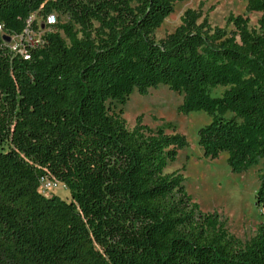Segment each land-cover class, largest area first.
<instances>
[{"label":"trees","instance_id":"1","mask_svg":"<svg viewBox=\"0 0 264 264\" xmlns=\"http://www.w3.org/2000/svg\"><path fill=\"white\" fill-rule=\"evenodd\" d=\"M175 1L0 0V264H264V222L243 242L179 169L164 171L187 144L175 124L138 115L129 127L109 104L159 83L182 93L178 111L211 116L198 129L205 156L226 150L233 171L262 160L264 215V0L247 1L257 27L233 12L231 30L197 22L187 8L155 38ZM49 13L45 44L12 54L3 35Z\"/></svg>","mask_w":264,"mask_h":264},{"label":"rangeland","instance_id":"2","mask_svg":"<svg viewBox=\"0 0 264 264\" xmlns=\"http://www.w3.org/2000/svg\"><path fill=\"white\" fill-rule=\"evenodd\" d=\"M248 0H176L172 12L155 29L157 39L166 37L181 22V15L187 8L197 13V22L204 17L211 25L225 26L231 30L233 25L226 22L230 12L241 13L249 18L251 28L258 26L260 11L248 10ZM39 16V15H38ZM66 18V16H61ZM223 87L214 89L220 93ZM182 93L170 89L166 84L151 86L147 93L134 89L125 103L112 100L109 104L118 111L129 127L136 123V117L142 116V122L154 127L166 121L175 124L177 132L183 133L187 144L178 149L175 160L168 162L164 171L179 169L184 175L185 189L203 210H217L225 220L228 229L243 242L249 241L264 222V215L255 202V192L259 185L261 161L241 171H233L227 162V151L222 150L216 157L205 156L198 143V129L209 122L211 116L202 109L189 112L178 111ZM166 131H171L167 128ZM57 193L69 199L66 185L59 184L45 191Z\"/></svg>","mask_w":264,"mask_h":264},{"label":"built area","instance_id":"3","mask_svg":"<svg viewBox=\"0 0 264 264\" xmlns=\"http://www.w3.org/2000/svg\"><path fill=\"white\" fill-rule=\"evenodd\" d=\"M35 20V23L33 22ZM56 17L54 13L46 15L44 20L36 19L34 14L26 19V25L22 31L10 34L9 40H4L8 50L23 58H30V50L32 48L41 47L45 44V33L51 29V25L55 23ZM1 29V25H0ZM59 184L65 185L60 180L49 176L40 177V188L47 191Z\"/></svg>","mask_w":264,"mask_h":264},{"label":"water","instance_id":"4","mask_svg":"<svg viewBox=\"0 0 264 264\" xmlns=\"http://www.w3.org/2000/svg\"><path fill=\"white\" fill-rule=\"evenodd\" d=\"M3 39L6 40V41L9 40L10 39V35H8V34L3 35Z\"/></svg>","mask_w":264,"mask_h":264}]
</instances>
